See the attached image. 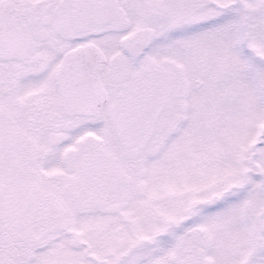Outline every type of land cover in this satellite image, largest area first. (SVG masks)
Instances as JSON below:
<instances>
[{"label": "snow or ice", "instance_id": "obj_1", "mask_svg": "<svg viewBox=\"0 0 264 264\" xmlns=\"http://www.w3.org/2000/svg\"><path fill=\"white\" fill-rule=\"evenodd\" d=\"M0 264H264V0H0Z\"/></svg>", "mask_w": 264, "mask_h": 264}]
</instances>
